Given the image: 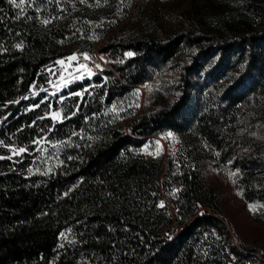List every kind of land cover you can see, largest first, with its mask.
Listing matches in <instances>:
<instances>
[{"label": "trees", "instance_id": "16d2710c", "mask_svg": "<svg viewBox=\"0 0 264 264\" xmlns=\"http://www.w3.org/2000/svg\"><path fill=\"white\" fill-rule=\"evenodd\" d=\"M129 1L0 0V264H264V250L238 240L222 215L198 143L164 157L132 152L167 132L201 136L216 165L238 172L244 199L264 203V19L254 28L246 16L264 17V0L240 3L224 36L171 37L146 0ZM100 45L114 73L63 90L64 121H54L40 105L48 68ZM184 47L197 50L175 99L130 121L105 118ZM42 138L75 143L54 172L30 174Z\"/></svg>", "mask_w": 264, "mask_h": 264}, {"label": "rangeland", "instance_id": "374dc122", "mask_svg": "<svg viewBox=\"0 0 264 264\" xmlns=\"http://www.w3.org/2000/svg\"><path fill=\"white\" fill-rule=\"evenodd\" d=\"M122 1V3L128 2V6H134L129 0ZM247 1L250 0H239L238 2L237 0H146L148 5L146 8L155 11L160 24V34L165 37H171L187 28H195L210 35L224 36L227 32L225 22L237 18V7L240 3H247ZM246 16L254 28H258L264 19L263 16L257 15L252 10H248ZM101 47L102 45L97 47L95 54L78 53L73 55L76 57L75 60H71L69 57L61 60L63 63L59 61L55 66L48 68L50 87L40 105L48 104L49 117L52 116V112H58L60 115L58 122L64 121L66 107L64 106L65 98H61V93L73 84L93 79V74L87 63L89 58L102 54L97 52ZM196 50L197 47H184L179 53L177 61L158 68L153 74V80L147 81L144 86L132 87V91L127 96L117 99L108 106L104 111L105 118L113 121H130L148 106H153L155 103L160 106L163 101L175 99L179 94L177 88L181 67ZM108 69L114 73L109 62ZM56 104L58 110H55L56 106L54 105ZM197 128L195 123L188 133L192 134ZM169 133L149 138L143 147L139 150L132 149V152L136 156L164 157L170 150H188L189 146L193 144L192 142L198 143L200 146L198 155L202 158L201 170L209 186L217 191L221 203V213L230 223L235 237L247 246L264 250V203L247 202L244 199L242 190L237 185L238 172L232 170L230 165H216L213 161L218 154L201 136L196 137L193 134L190 139H186L172 133L169 135ZM80 141L84 142L85 138H81ZM74 143L75 141H63L52 144L45 138L38 139L33 144L35 159L29 173L48 175L54 172L63 164L66 150L70 149ZM14 150L19 151L17 148H11V157H17L20 154H14ZM250 206L255 207V211H252Z\"/></svg>", "mask_w": 264, "mask_h": 264}, {"label": "built area", "instance_id": "2783aa9c", "mask_svg": "<svg viewBox=\"0 0 264 264\" xmlns=\"http://www.w3.org/2000/svg\"><path fill=\"white\" fill-rule=\"evenodd\" d=\"M109 58L104 54H97L94 58H89L87 66L93 74V79L104 76L111 72L108 69Z\"/></svg>", "mask_w": 264, "mask_h": 264}, {"label": "snow or ice", "instance_id": "6c2138e0", "mask_svg": "<svg viewBox=\"0 0 264 264\" xmlns=\"http://www.w3.org/2000/svg\"><path fill=\"white\" fill-rule=\"evenodd\" d=\"M12 2L14 3L15 2V0H12ZM44 23H48V21H44ZM128 55L129 56H131L132 55V53L131 52H129L128 53ZM70 59L71 60H75L76 59V57L75 56H72V57H70ZM61 63H63V61H61ZM57 115H59V114H57ZM169 135H172L171 133H169ZM25 151V149H23V148H21V149H19V151L18 152H16L15 150H14V154H19V153H23ZM10 158V157H9ZM0 159H4V157H0ZM160 207H164V205H163V203L161 202V204H160ZM250 208H251V210L252 211H255V207H253V206H250Z\"/></svg>", "mask_w": 264, "mask_h": 264}, {"label": "water", "instance_id": "95a60500", "mask_svg": "<svg viewBox=\"0 0 264 264\" xmlns=\"http://www.w3.org/2000/svg\"><path fill=\"white\" fill-rule=\"evenodd\" d=\"M134 54L132 53V55L131 56H133ZM57 114H59L58 112H55L53 115H52V119L54 120V121H59V119H60V115H57Z\"/></svg>", "mask_w": 264, "mask_h": 264}]
</instances>
